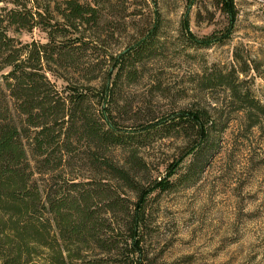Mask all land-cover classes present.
<instances>
[{
    "label": "trees",
    "instance_id": "obj_1",
    "mask_svg": "<svg viewBox=\"0 0 264 264\" xmlns=\"http://www.w3.org/2000/svg\"><path fill=\"white\" fill-rule=\"evenodd\" d=\"M0 2V264H191L147 250L148 200L175 183L173 172L152 175L142 152L183 140L193 160L179 181L198 180L231 121L217 125L204 110L121 117V90L162 54L158 0ZM219 6L235 19L234 0ZM236 60L204 71L197 88L224 94L231 115L262 128L264 96L241 78L253 68Z\"/></svg>",
    "mask_w": 264,
    "mask_h": 264
},
{
    "label": "rangeland",
    "instance_id": "obj_2",
    "mask_svg": "<svg viewBox=\"0 0 264 264\" xmlns=\"http://www.w3.org/2000/svg\"><path fill=\"white\" fill-rule=\"evenodd\" d=\"M234 1L237 15L231 20L220 0H158L162 54L141 65L137 82L120 92L117 110L128 124L181 110L207 111L217 125L231 121L198 180L179 181L193 160L187 142L168 138L142 152L159 180L174 173L169 181L175 186L148 200L147 250L167 263L264 264V122L248 130L245 114L231 115L224 94L201 92L196 85L213 67H239V56L253 68L241 78L263 99L264 0ZM188 34L198 42L191 45ZM39 37L37 32L22 40Z\"/></svg>",
    "mask_w": 264,
    "mask_h": 264
}]
</instances>
